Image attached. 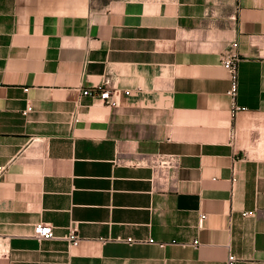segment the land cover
Returning <instances> with one entry per match:
<instances>
[{
  "label": "crops",
  "instance_id": "crops-1",
  "mask_svg": "<svg viewBox=\"0 0 264 264\" xmlns=\"http://www.w3.org/2000/svg\"><path fill=\"white\" fill-rule=\"evenodd\" d=\"M230 256L264 264V0H0V264Z\"/></svg>",
  "mask_w": 264,
  "mask_h": 264
},
{
  "label": "built area",
  "instance_id": "built-area-1",
  "mask_svg": "<svg viewBox=\"0 0 264 264\" xmlns=\"http://www.w3.org/2000/svg\"><path fill=\"white\" fill-rule=\"evenodd\" d=\"M240 59H241V55L238 50V42L236 40L226 45L220 53V63L227 69L229 73L230 85L226 92L232 98L234 113L246 110L245 107H239L235 104V97L238 91V82H239L238 65ZM93 90L94 93L98 95L100 99L108 103L111 101L112 94L110 90L104 85H97ZM83 93L89 94L91 93V89H85ZM30 109L31 106L28 104L24 110V113H26ZM236 139H237V133L236 130L233 129L231 132V141L234 142L236 141ZM151 159H152L151 161L140 160L137 161L136 164L138 165L152 164L154 166H160L164 169H170L173 167H177L179 165L178 155L173 153L155 152L151 154ZM247 213H251V212H244V214ZM204 218H205V214H200L199 223H202ZM33 235L38 240L52 238L55 236L52 225L44 222H39L35 224ZM64 237L71 244H76L79 240V236L76 233L75 227H71L68 233ZM234 260H235L234 256H230L228 263L233 264Z\"/></svg>",
  "mask_w": 264,
  "mask_h": 264
},
{
  "label": "rangeland",
  "instance_id": "rangeland-1",
  "mask_svg": "<svg viewBox=\"0 0 264 264\" xmlns=\"http://www.w3.org/2000/svg\"><path fill=\"white\" fill-rule=\"evenodd\" d=\"M108 1H110V0H91L93 5H98V4L101 5V4H104V3L108 2Z\"/></svg>",
  "mask_w": 264,
  "mask_h": 264
}]
</instances>
